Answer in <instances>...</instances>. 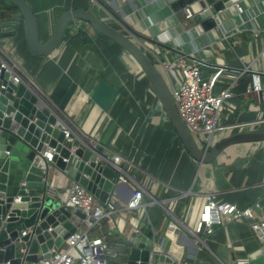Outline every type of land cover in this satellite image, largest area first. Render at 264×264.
I'll return each mask as SVG.
<instances>
[{"label": "crops", "instance_id": "crops-1", "mask_svg": "<svg viewBox=\"0 0 264 264\" xmlns=\"http://www.w3.org/2000/svg\"><path fill=\"white\" fill-rule=\"evenodd\" d=\"M24 1L32 9L42 43L62 14L90 8L119 33L131 39L129 31L140 36L142 50L157 69L179 58L198 64L214 93L230 89L232 95L221 109L214 144L236 134L264 133V104L246 92L254 77L264 81V0H241V15L235 5L224 10L217 29L209 33L186 21L183 12L172 11L178 0ZM0 15L2 31L11 34L0 40V52L38 94L47 97L62 74L78 85L62 114L67 126L98 143L108 126L116 124L104 151L110 158L118 155L127 173L125 187L114 193L117 207L125 205L129 189L138 188L144 191V206L138 214L118 212L105 221L113 241L125 244L138 229L142 236L151 235L160 244L159 253L177 264H264V244L242 221L215 226L210 236L192 233L207 193L217 202L252 208L264 219L259 205L264 198V143L232 146L212 164L200 165L180 147L149 82L117 45L84 23L73 22L57 50L39 58L27 47L18 11L0 0ZM79 31L88 32L90 43L75 37ZM221 68L237 77L234 85L217 75ZM97 76L118 90L108 112L90 100L88 90ZM71 183L65 173L52 170L49 197L64 203Z\"/></svg>", "mask_w": 264, "mask_h": 264}, {"label": "water", "instance_id": "water-1", "mask_svg": "<svg viewBox=\"0 0 264 264\" xmlns=\"http://www.w3.org/2000/svg\"><path fill=\"white\" fill-rule=\"evenodd\" d=\"M3 1L20 14L27 47L33 56L52 55L73 22L84 23L128 54L144 73L186 153L198 164H212L221 153L235 145L264 143L263 132H249L230 136L212 148L198 147L179 118L162 75L142 50L140 36L129 31L133 40L119 33L94 16L90 8L62 14L48 40L42 43L31 7L24 0ZM240 1L178 0L171 9L178 13L190 8L192 24L203 33H209L217 29L220 14ZM2 24L0 40H5L11 34L2 31ZM1 55L0 52V263L20 264L24 257L27 263L35 264L40 253L45 259L51 258L53 254L49 252L59 248L84 218L80 213L71 215L64 203L48 197L52 170L65 173L102 203L110 193L118 195L120 188L125 187L127 173L104 151L115 133V123L108 126L99 142L100 147L73 135L71 142L64 139L67 125L62 114L79 89L68 75L62 74L52 92L45 97L22 79L16 82L14 77H19L18 74L13 70L6 71L8 65ZM88 93L91 102L103 112H108L118 97V90L100 76L96 77V83ZM48 149L52 151L51 162L43 157ZM133 195L134 190L129 189L125 205ZM259 205L264 214V198ZM23 230L27 235L17 246L15 243ZM256 234L264 244V230ZM159 245L151 235L136 237L132 234L126 241L128 254L125 261L109 260L106 264H177L168 255L159 253ZM21 250H26L25 256Z\"/></svg>", "mask_w": 264, "mask_h": 264}, {"label": "built area", "instance_id": "built-area-1", "mask_svg": "<svg viewBox=\"0 0 264 264\" xmlns=\"http://www.w3.org/2000/svg\"><path fill=\"white\" fill-rule=\"evenodd\" d=\"M235 9L238 14H243L241 7L238 5H235ZM183 16L186 21H191L193 13L190 8H186L183 11ZM6 64L9 66H6V71H14L10 64L7 62ZM159 68L160 74L169 90L175 110L189 130L193 141L201 149L212 148L217 144H214L213 137L215 132L218 131V120L221 109L224 103L232 96L230 89L217 94L214 93L212 81L204 79L201 76L199 65L194 62L186 63L181 58L172 62L161 63ZM140 71L143 77L146 78L141 69ZM217 75H225L228 79L232 80L231 86L237 82V77L227 73L224 68L219 69ZM14 79L18 83L21 82L20 77H14ZM246 92L247 94L257 95L264 104V81L261 82L259 77L253 78V82ZM63 133L64 139L67 142L72 141L70 137L73 135L78 140L81 139L94 147H100L99 142L84 138V136L69 126H67V130ZM173 133L182 148L183 146L179 138L174 131ZM43 157L47 162H51L52 153L46 152ZM111 159L115 165L119 166L121 159L118 155L111 156ZM143 200L144 191L142 188H138L134 190V195L128 205L118 208L114 193H110L107 200L102 203L78 182L72 181L64 207L71 215L80 213L84 218L81 220L80 226L75 229V232L59 248L49 252L53 254L51 258L45 259L40 253L37 255L35 264H106L109 260L125 261L128 254L126 243L124 244V241L120 243L113 241L105 229L104 223L118 212L138 214L143 210ZM241 221L246 223L255 234L257 231L264 230V219L257 217L252 208L239 209L232 203L217 202L213 194L207 193L199 221L192 233L196 237L202 234L210 236L213 234L215 226ZM95 229L99 235L94 232ZM47 231L50 232L51 229ZM132 234L136 237H142L138 229H134ZM26 235V230L21 231L15 244L18 246L20 239ZM258 239L260 240L259 237ZM20 253L25 256L26 250H21ZM20 264L29 263L22 257ZM237 264L249 263L241 261Z\"/></svg>", "mask_w": 264, "mask_h": 264}, {"label": "trees", "instance_id": "trees-1", "mask_svg": "<svg viewBox=\"0 0 264 264\" xmlns=\"http://www.w3.org/2000/svg\"><path fill=\"white\" fill-rule=\"evenodd\" d=\"M14 9V8H13ZM14 10H16V9H14ZM76 38H78V39H82V42L84 43V44H88V43H90V38L88 37V32L87 31H79L78 33H77V35L75 36ZM2 56V58L8 63V64H10L9 62H8V60H6V58L3 56V55H1ZM11 65V64H10ZM12 66V65H11ZM14 71L18 74V76L23 80V81H25V79L22 77V75L14 68ZM25 82H27V81H25Z\"/></svg>", "mask_w": 264, "mask_h": 264}, {"label": "rangeland", "instance_id": "rangeland-1", "mask_svg": "<svg viewBox=\"0 0 264 264\" xmlns=\"http://www.w3.org/2000/svg\"><path fill=\"white\" fill-rule=\"evenodd\" d=\"M137 65V64H136ZM138 66V65H137ZM139 67V66H138ZM158 70L160 71V69L158 68ZM97 235H99L98 234V232H97V230L95 229V231H94Z\"/></svg>", "mask_w": 264, "mask_h": 264}]
</instances>
